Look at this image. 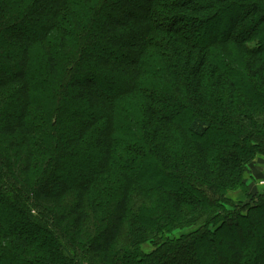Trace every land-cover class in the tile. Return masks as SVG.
Here are the masks:
<instances>
[{
  "label": "trees",
  "instance_id": "obj_1",
  "mask_svg": "<svg viewBox=\"0 0 264 264\" xmlns=\"http://www.w3.org/2000/svg\"><path fill=\"white\" fill-rule=\"evenodd\" d=\"M0 67V264H264V0H0Z\"/></svg>",
  "mask_w": 264,
  "mask_h": 264
},
{
  "label": "rangeland",
  "instance_id": "obj_2",
  "mask_svg": "<svg viewBox=\"0 0 264 264\" xmlns=\"http://www.w3.org/2000/svg\"><path fill=\"white\" fill-rule=\"evenodd\" d=\"M211 27H212V29H214V31L215 30L219 31L221 29L218 23L212 24ZM0 68L2 69V67H0ZM211 135L209 136V138H207L205 140H210L211 142L215 141V140H219L220 141V138H221L220 136L215 135V134H211ZM262 160L263 159L255 161L254 163H252L250 165V168L248 169V170H250V172H254V170L258 172V174H257L258 176L256 175L255 178H259V179L256 180L255 185H254V183L252 184L250 181H247V182H248L249 185H252L253 188L257 187V188L263 190L264 189V178H262V177H264V173H263V169L261 167V161ZM233 197H235L238 200H245L244 195H242L240 193H237V194L233 195ZM214 254L217 255V252L215 251Z\"/></svg>",
  "mask_w": 264,
  "mask_h": 264
}]
</instances>
